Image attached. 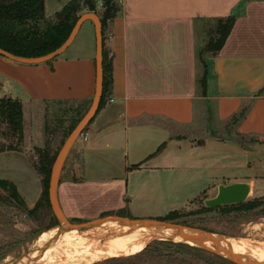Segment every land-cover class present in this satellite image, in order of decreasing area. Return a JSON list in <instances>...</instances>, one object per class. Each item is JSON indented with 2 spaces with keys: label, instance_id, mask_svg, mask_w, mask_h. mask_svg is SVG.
I'll return each instance as SVG.
<instances>
[{
  "label": "crops",
  "instance_id": "0c3cea01",
  "mask_svg": "<svg viewBox=\"0 0 264 264\" xmlns=\"http://www.w3.org/2000/svg\"><path fill=\"white\" fill-rule=\"evenodd\" d=\"M72 1L45 0L46 18L53 20ZM117 2L121 12L105 41L112 58V89L75 144L80 171L74 168L67 180L61 174L58 200L64 215L79 222L140 219L169 202L173 208L185 207L194 200L190 193L182 194L203 175L211 182L208 191L227 179L228 185L247 183L251 193L249 178L264 172V0ZM229 16L236 23L224 48L205 59L204 97L199 81L205 69L198 52L208 39L207 22ZM96 88L97 41L91 21L51 62L26 65L0 56V100L22 102L27 144L40 146L47 106L73 103L88 111ZM209 106L216 128L195 140L189 134ZM235 118L232 133L238 140L215 135Z\"/></svg>",
  "mask_w": 264,
  "mask_h": 264
},
{
  "label": "rangeland",
  "instance_id": "374dc122",
  "mask_svg": "<svg viewBox=\"0 0 264 264\" xmlns=\"http://www.w3.org/2000/svg\"><path fill=\"white\" fill-rule=\"evenodd\" d=\"M85 109L87 108L73 103H54L47 106L44 136L39 147L33 143L27 144L25 137L22 143H18L17 139L11 137L10 133H8L6 124L0 118V149L6 150L0 153L6 154L0 159V179L14 182L25 201V206L17 204L12 201L8 193L0 189V264L6 263V261H13L26 254L32 255L39 247L40 239L46 233L60 226L51 208L49 210L42 208L30 213L41 199L43 193V179L35 168L39 160L36 149L47 148L51 154H59L72 132L70 130L73 122L78 120L83 113V115L87 113ZM200 112L198 124L192 133L189 134L195 140L209 136L213 128H216L213 109L209 106ZM236 125V121H233L227 125L226 129L220 128V134L216 133L215 135L223 138L233 137V139L238 140L239 137L232 133V128ZM248 140L249 138L247 141L244 140V142L250 143ZM11 146L16 150H7ZM74 168H78L79 171L81 168V155L75 149V146L63 168L62 180L72 178V173L75 172ZM254 180H258V182L253 183ZM254 180L249 178L250 185H252L249 201L255 198H264V172L256 174ZM227 181L229 180L225 179L221 182V185H228ZM210 186L211 182L203 175L199 179L192 181L189 187L186 188L185 193L182 194L183 196L190 193V201L194 200L191 203L189 202L187 206L176 204L175 208H173L174 203L172 202L171 204L169 202L166 208L154 207L150 212H146L139 217L140 219H164L171 212L179 211L180 217L178 219L166 222L196 228L220 238H233L240 241L264 244V214L261 211L225 213L219 208L210 212L204 211L205 201L214 198L218 194V187L216 186L208 191ZM178 201L176 200V203ZM103 218L106 217H99L90 221L81 220L80 222L68 220L72 224L83 225ZM158 241L163 240L154 239L147 245L145 242L116 245L101 258L92 261L90 264H234L215 253L196 247L193 244L175 242L174 240L165 241L174 244H184L206 253L204 254L197 250H187L172 244H161Z\"/></svg>",
  "mask_w": 264,
  "mask_h": 264
},
{
  "label": "trees",
  "instance_id": "16d2710c",
  "mask_svg": "<svg viewBox=\"0 0 264 264\" xmlns=\"http://www.w3.org/2000/svg\"><path fill=\"white\" fill-rule=\"evenodd\" d=\"M103 1V10L98 11L93 0H84V4L80 0H74L58 13L53 20H48L45 16V0H0V48L20 57L32 58L47 55L65 43L84 11L98 14L102 23L104 40V86L99 108L100 111L108 100L113 83L112 58L105 45V41L108 39L107 31L112 22L121 12V7L117 0ZM235 23V16L218 18L207 22V35H210V37L207 39L204 48L198 52L199 60L205 69V73L199 81L201 94L204 97L206 96L207 90V65L205 59L207 57H216L220 54L235 26ZM87 104H90V102H87ZM82 115L78 120L73 122L70 131L74 130L76 125L83 118ZM0 118L2 122L6 124L9 131L8 133H10L11 137L16 138L18 143H22L24 140V115L22 102L11 98L1 99ZM237 120L238 118L234 119L236 122ZM7 150L14 151L16 149L11 146L8 147ZM5 151L6 150L4 149H0V153ZM36 151L39 155V160L35 165V168L43 179V193L41 199L30 213H34L42 208L48 210L51 208L48 194L49 181L52 167L58 156L57 153L51 154L47 148H37ZM0 189L8 193L12 201L25 206V201L21 197L14 182L0 179ZM219 209L225 213H251L257 210L264 214V198H255L251 201L248 200V202L242 205L220 207ZM212 210L213 209H208L206 207L204 209L205 212H210ZM178 217H180V213L174 211L166 218L158 220L174 221L178 219ZM158 243L172 244L187 250L199 251L197 248H191L184 244H174L165 241H158ZM199 252L206 253L203 251Z\"/></svg>",
  "mask_w": 264,
  "mask_h": 264
},
{
  "label": "water",
  "instance_id": "95a60500",
  "mask_svg": "<svg viewBox=\"0 0 264 264\" xmlns=\"http://www.w3.org/2000/svg\"><path fill=\"white\" fill-rule=\"evenodd\" d=\"M93 22L96 31V41H97V88L95 96L92 100V103L87 111V113L83 116L80 122L76 125L74 130L70 133L66 142L64 143L62 149L60 150L54 165L51 170V177L49 181V202L52 209V212L60 224V232L56 239L60 237V235L66 230H78L85 231L89 230L93 227L101 225L104 222H116L119 225H126L131 228H147L159 230L162 228L171 229L174 231V235L172 237H168L166 239H162L163 241L174 240L183 243L193 244L196 247L203 248L212 253H215L234 264H260L258 262L249 260L241 255H237L233 253L230 249L222 247L220 242L222 241L220 237H217L214 234H211L206 231H202L196 228H192L189 226H184L177 223H171L166 221H161L158 219H128L123 217H106L100 220L88 222L83 225H75L69 222L67 217L64 215L58 200V187L60 183V177L65 166V163L74 148L77 141L80 137L86 132L89 128L93 120L95 119L97 113L99 112L102 96H103V86H104V69H103V28L101 19L96 13H85L80 16L77 23L75 24L70 36L65 41V43L60 46L55 51L40 57H20L16 56L12 53H9L0 48V56H3L13 62L26 64V65H41L48 62H51L60 56H62L69 47L75 41L79 31L82 26L88 22ZM250 188L247 183H235L230 185H221L218 188V194L211 199L205 201V207L208 209H216L220 207H229L235 205H242L248 202L249 200ZM207 243H211L210 246H207ZM42 254L45 249H39ZM32 256L26 254L21 256L13 261L6 262L3 264H22L23 262H33L36 261L37 258H31Z\"/></svg>",
  "mask_w": 264,
  "mask_h": 264
},
{
  "label": "bare ground",
  "instance_id": "6f19581e",
  "mask_svg": "<svg viewBox=\"0 0 264 264\" xmlns=\"http://www.w3.org/2000/svg\"><path fill=\"white\" fill-rule=\"evenodd\" d=\"M59 232L60 228L57 227L46 233L40 239L39 247L31 255V258H37V260L33 262L25 260L22 264H90L116 245L130 242H145L147 245L151 240L166 239L174 235V231L167 228L159 230L131 228L110 221L86 231L66 230L56 239ZM221 240L222 247L249 260L264 264V244L233 238H221ZM210 244L207 243V246ZM39 249H45V251L41 254Z\"/></svg>",
  "mask_w": 264,
  "mask_h": 264
},
{
  "label": "built area",
  "instance_id": "2783aa9c",
  "mask_svg": "<svg viewBox=\"0 0 264 264\" xmlns=\"http://www.w3.org/2000/svg\"><path fill=\"white\" fill-rule=\"evenodd\" d=\"M93 2H95L96 4H97V10L98 11H102L103 10V8H104V1L103 0H93ZM85 134V133H84ZM84 134L81 136V137H83L84 136ZM80 137V138H81Z\"/></svg>",
  "mask_w": 264,
  "mask_h": 264
}]
</instances>
